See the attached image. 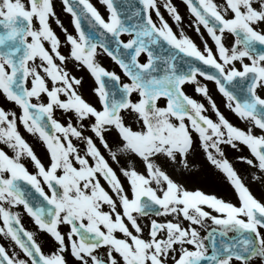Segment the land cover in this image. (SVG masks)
<instances>
[{"label":"snow or ice","instance_id":"obj_1","mask_svg":"<svg viewBox=\"0 0 264 264\" xmlns=\"http://www.w3.org/2000/svg\"><path fill=\"white\" fill-rule=\"evenodd\" d=\"M100 2L107 18L91 0H62L73 34L53 0H0V144L12 153L0 147V233L11 244H0V264H264V200L225 155L246 146L237 159L264 184V0H183L194 30L203 37L202 26L214 44L204 39L203 49L185 34L174 0ZM73 68L90 74L93 98ZM201 77L246 128L225 116ZM189 83L208 106L186 93ZM19 125L43 143V158ZM201 150L238 203L174 178ZM21 205L43 245L21 223Z\"/></svg>","mask_w":264,"mask_h":264},{"label":"rangeland","instance_id":"obj_2","mask_svg":"<svg viewBox=\"0 0 264 264\" xmlns=\"http://www.w3.org/2000/svg\"><path fill=\"white\" fill-rule=\"evenodd\" d=\"M65 24H66V28L68 29V31L72 32L69 22L65 21ZM57 30H58L57 32L60 34L61 40L63 41L64 36H65L63 30H61V27L57 28ZM61 51L67 52V48L62 46ZM98 60L100 63L103 64V66H105L109 70H114L118 74H120L122 77H124V74L120 71L119 65L115 61H113V59L109 57L106 53L99 54ZM73 71L78 76L79 75L85 76V78L88 80V84H85L84 94L89 99L93 98L94 93L91 91V88L89 87V84L93 82L92 78L90 77V74L84 68H73ZM124 79L127 80L126 77H124ZM204 83H206L209 88L211 87V85L208 84L210 82L205 81ZM193 86L195 87V85L191 83L185 85V91L188 95H190V92L193 93V90L191 89ZM210 94L212 95L211 90H210ZM212 97L213 99H215L214 95H212ZM196 99L200 102L205 103L206 106H208V101L205 97L202 96V94H199V96H197ZM0 101L2 104L3 99L0 98ZM7 108L12 111L19 112L18 106L10 102L7 104ZM208 114L211 115L212 118L215 119V114L211 112V110L209 111ZM56 115L57 117H61L62 115L61 110H57ZM225 116L235 125L243 127V128L247 127L246 122L240 120L231 109L226 108ZM19 127H20V131L24 133L25 139L28 140V142L33 145L34 151H36L37 154L43 158L44 153H45V147L43 143L37 137L33 136L31 133H28L27 130L24 129L22 125H19ZM241 149L242 151H238L236 149H232L230 146H227L225 148V155L233 163L234 167H236V169L240 172V174L242 175V178L248 184L253 194L257 198L264 200V184H261V183H258L252 180L249 166L246 165V163H244L243 161H240L237 159V157L241 154H248V149L246 148V146L241 145ZM189 159L191 160L193 166H190V168L176 167L175 170L172 172V175L177 181L183 183L189 189H201L209 194L215 193L216 195L224 197L226 199L232 198V199L237 200L238 194L235 192L234 188L232 187L230 182L227 180L226 176L220 170L216 169L214 166L210 164V162L206 160V157L204 156L202 150L198 151L194 155H191ZM29 165H32V164L27 163L26 161V166L30 167ZM113 165L117 166L115 163H113ZM121 179L124 180L122 176H121ZM0 237L2 238V240H4L5 238L3 233H0ZM45 238L46 237H44L41 243L42 245L45 242ZM46 250L48 251L47 247H46Z\"/></svg>","mask_w":264,"mask_h":264},{"label":"flooded vegetation","instance_id":"obj_3","mask_svg":"<svg viewBox=\"0 0 264 264\" xmlns=\"http://www.w3.org/2000/svg\"><path fill=\"white\" fill-rule=\"evenodd\" d=\"M53 2H54V7H55V11L57 13V16L59 17L60 21L63 23L64 27H66L65 21H68L69 22V25L71 27V31H72L71 33L76 34V30H75L74 23L72 21L71 15L64 10V6H63V3H62V0H53ZM91 2L107 18L108 11L106 9V6L104 4H102L100 2V0H91ZM158 2L161 5H163L164 0H158ZM216 2L217 3H222L223 0H216ZM174 3L177 4L181 15L184 17V19L182 21V26L184 28L185 34L188 35L190 38H192L194 40V42L197 43V45L199 47H201V49H203V40L204 39H207L209 41V44L214 46L213 42L211 41V38L208 36L206 30L203 29L202 26H201V32L204 33V36L203 37H201V35L194 30V26L191 25V21H192L193 17L191 16V13L187 9L186 5L183 3V0H174ZM161 11L164 14L165 18L168 20L169 24L173 27L174 32H176V34L179 36V34H180V25H177V23L169 16V14L167 13V11L163 7H161ZM153 17H154V19H156L154 12H153ZM50 22L52 24V27H53L54 31H56V33L60 36V34L57 32L58 31L57 28H60V25L56 23V18L55 17L50 18ZM122 38L125 39V40H127L129 37L125 34V35L122 36ZM64 39H65V36H64ZM233 42H234V36H232L231 34H226V43L231 44ZM143 58L144 57L142 56L141 59H143ZM201 80L204 81V82L205 81L210 82V83H208V84L211 85V87L209 88V90L212 91V95H214V98H215V100L217 102V106L225 114V111L224 110L227 108L226 102H225V98L222 96L221 93H219L218 88L215 85V83L213 81H208V80H206L203 77H201ZM191 89L193 90V93L190 92V96L196 99L197 96H199L200 93H198V92L195 91V87L194 86ZM0 104H1V101H0ZM21 133H22V135H24L23 132H21ZM97 143H99V142L97 141ZM0 147L5 148V150L6 151H9V154H11V151L8 150L5 145L0 144ZM29 166H30L29 167V170L34 172L35 171V168L33 167V165H29ZM113 167L118 169L117 166H114L113 165ZM102 183L105 184V187L106 188H109V186L103 180H102ZM229 186H231V185H229ZM227 199L230 200V201H232V202L238 203V198H237V200L236 199H232V198H227ZM15 210L20 213L21 223L24 225V227L27 230H31V231L36 232L37 238H38V242L42 243L45 235L42 234V233H40L39 231H37V226L34 224V221L30 217V215H28L26 213V211L23 209V206L22 205L21 206H18ZM208 210H210V209H208ZM0 223H2V221H0ZM61 227H62V229H65L66 228V226H61ZM0 244H5L6 246L11 247V244L9 243V240H8L7 237H5L4 240H2V238L0 237ZM43 250L45 252H47L46 247H44Z\"/></svg>","mask_w":264,"mask_h":264},{"label":"bare ground","instance_id":"obj_4","mask_svg":"<svg viewBox=\"0 0 264 264\" xmlns=\"http://www.w3.org/2000/svg\"><path fill=\"white\" fill-rule=\"evenodd\" d=\"M224 111H226V109Z\"/></svg>","mask_w":264,"mask_h":264}]
</instances>
